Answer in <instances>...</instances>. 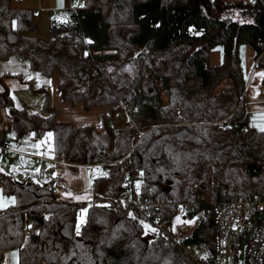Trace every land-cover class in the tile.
<instances>
[{
    "label": "trees",
    "instance_id": "1",
    "mask_svg": "<svg viewBox=\"0 0 264 264\" xmlns=\"http://www.w3.org/2000/svg\"><path fill=\"white\" fill-rule=\"evenodd\" d=\"M12 3L0 0V58L17 53L36 70L57 73L65 101L111 108L102 130L60 120L48 89H38L47 95L45 112L31 110L1 76L0 106L10 111L14 134L38 139L51 131L53 156L95 171L94 194L83 201L0 171L3 192L15 195L0 208V264L11 248L20 249L21 264H198L124 199L126 159L145 174L140 187L151 200L194 201L204 187L221 201L264 199V131L250 122L243 55L250 44L264 65V0H86L52 17L49 38L38 33L35 8ZM218 47L216 64L210 53ZM121 110L131 120L122 128L114 120ZM3 137L0 129V143ZM158 214L175 215V206ZM209 214L185 242L214 245ZM145 225L155 229L150 238Z\"/></svg>",
    "mask_w": 264,
    "mask_h": 264
},
{
    "label": "crops",
    "instance_id": "2",
    "mask_svg": "<svg viewBox=\"0 0 264 264\" xmlns=\"http://www.w3.org/2000/svg\"><path fill=\"white\" fill-rule=\"evenodd\" d=\"M80 0H63L60 6L58 0H12L14 6L32 7L39 14L36 16L39 35L50 36V22L53 16H60L63 10L73 8ZM235 1V0H226ZM242 1V0H241ZM76 7V6H75ZM256 49L248 44L244 48L243 55L247 78V101H249L250 122L261 129L264 127V65H258ZM210 59L214 63L222 62V49H214L210 53ZM4 75V81L9 89L17 96L18 102L23 106L35 111L45 112L44 104L47 99L45 92L38 89H48L51 106L59 109L60 120H70L78 125L93 124L97 129H103L102 114L108 112L109 105H94L85 108L65 101L59 88L60 77L57 73L47 75L41 70L32 67L29 60L17 53L9 54L7 58H0V78ZM229 81L224 82L226 86ZM4 87L0 79V89ZM38 91H36V90ZM163 100L168 102L169 93L162 90ZM168 93V94H167ZM116 127H126L131 123L129 114L125 110L119 111L115 116ZM13 118L5 106H0V129L4 130L6 142L0 143V171L9 173L16 179L36 181L40 184L56 188L59 196L73 200L76 197L92 196L91 184L93 181V166L84 163L66 162L53 156L51 150H46L41 136L38 139L25 136H16L13 132ZM47 141V140H46ZM70 194V195H69ZM20 249L11 248L3 259V264H21ZM41 264H48L42 262Z\"/></svg>",
    "mask_w": 264,
    "mask_h": 264
},
{
    "label": "built area",
    "instance_id": "3",
    "mask_svg": "<svg viewBox=\"0 0 264 264\" xmlns=\"http://www.w3.org/2000/svg\"><path fill=\"white\" fill-rule=\"evenodd\" d=\"M84 1L80 0L76 7ZM126 161L131 165L127 172V184L123 188L124 199L130 200L148 216L152 226L181 243L198 264H264V199L221 201L215 189L204 187L196 190L194 201L179 202L173 195H169L166 201L159 198L151 200L142 194L140 187L145 174L131 158ZM167 204L175 206V215L164 217L158 214ZM210 212L214 213L217 227L214 245L205 241L185 242L186 238L195 235Z\"/></svg>",
    "mask_w": 264,
    "mask_h": 264
},
{
    "label": "rangeland",
    "instance_id": "4",
    "mask_svg": "<svg viewBox=\"0 0 264 264\" xmlns=\"http://www.w3.org/2000/svg\"><path fill=\"white\" fill-rule=\"evenodd\" d=\"M234 11H235V13L233 14V15H236V13L238 12V10H236V9H234ZM168 94V93H167ZM48 133H51L52 134V132L51 131H47L44 135H43V139H42V141H43V143H45L46 144V150L48 149V150H50L51 149V142L53 141V136H51V138H48ZM47 140V141H46ZM93 175V174H92ZM93 179H94V177H93ZM15 195H13V194H5L4 192H3V189L0 187V200H2L7 206L6 207H8V206H10L11 204L13 205L14 203H12L11 202V199L12 198H14L15 199V197H14ZM3 208H5V207H3ZM83 209H86V207H84ZM82 208L81 209H79V211H78V219H79V223L78 224H82L81 223V218L83 219V223L86 221V213H82V210H83ZM148 226V225H147ZM153 231H147V233H146V236L148 237V238H150V237H152V233Z\"/></svg>",
    "mask_w": 264,
    "mask_h": 264
},
{
    "label": "snow or ice",
    "instance_id": "5",
    "mask_svg": "<svg viewBox=\"0 0 264 264\" xmlns=\"http://www.w3.org/2000/svg\"><path fill=\"white\" fill-rule=\"evenodd\" d=\"M58 3H59V5L60 6H63V0H58ZM74 7L76 6V5H73ZM84 5H80V7H83ZM89 42H91V41H89ZM85 55H87V53H85ZM261 75H264V73H262ZM0 91H2V89H0ZM261 131H264V127H262L261 128ZM48 135V138H51V136H52V134L51 133H48L47 134ZM0 170H2V169H0ZM70 195V194H69ZM76 199H86V197H76ZM11 202L12 203H15V199L14 198H12L11 199ZM7 205L2 201V200H0V208H2V207H6ZM87 212V209H83L82 210V213H86ZM129 215H131V213L129 214ZM133 218H135V217H133ZM177 220L179 221V217H177ZM194 221H188V223H193ZM81 223H83V219L81 218ZM29 227H31V225H29ZM145 227L146 228H149V226H147V225H145ZM149 230L150 231H155V229H150L149 228ZM76 232H77V235H79L80 234V224H78L77 225V229H76Z\"/></svg>",
    "mask_w": 264,
    "mask_h": 264
}]
</instances>
